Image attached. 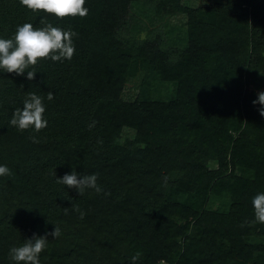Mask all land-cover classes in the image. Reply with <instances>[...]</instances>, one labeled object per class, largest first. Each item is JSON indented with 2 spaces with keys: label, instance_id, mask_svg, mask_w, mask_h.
Returning <instances> with one entry per match:
<instances>
[{
  "label": "trees",
  "instance_id": "16d2710c",
  "mask_svg": "<svg viewBox=\"0 0 264 264\" xmlns=\"http://www.w3.org/2000/svg\"><path fill=\"white\" fill-rule=\"evenodd\" d=\"M181 1L86 0L85 18L61 19L0 0V39L41 19L77 33L71 60H40L31 81L0 69V165L11 170L0 177V264L54 227L40 264H133L137 252L135 264H264L252 207L264 193V117L247 89L248 67H264V0H202L213 23ZM29 93L45 105L40 132L9 124ZM131 132L130 146L117 141ZM72 171L96 174L103 191L56 183Z\"/></svg>",
  "mask_w": 264,
  "mask_h": 264
},
{
  "label": "clouds",
  "instance_id": "9594fccd",
  "mask_svg": "<svg viewBox=\"0 0 264 264\" xmlns=\"http://www.w3.org/2000/svg\"><path fill=\"white\" fill-rule=\"evenodd\" d=\"M86 0H20V4L33 12H44L52 14L56 18H85L88 15ZM42 27H34L31 23L18 26L15 35L10 39H0V69L7 73H15L21 76L27 70L29 81L35 78V66L42 59H49L53 62L71 60L75 53L73 37L77 33L54 27L46 20H40ZM32 70H28L29 68ZM54 95L51 91L47 93V100L52 101ZM253 104L261 106L260 115L264 117V92L258 93L257 100ZM45 105L43 98L35 93H29L23 102V108H17L13 112L9 121L10 126L16 127L19 131H26L32 128L36 132L47 127V120L44 119ZM95 126V121L89 125V130ZM33 142H38L33 137ZM11 175V170L7 166L0 165V177ZM54 171V176H55ZM97 175L79 176L75 171L65 174L62 178L56 179V183L63 184L68 188H74L79 195H83L86 189H93L100 194L103 189L97 184ZM110 195V193H105ZM252 207L256 222L264 223V193L257 194L252 200ZM73 210L80 213V219L86 215L79 207L73 205ZM67 214L68 209H64ZM61 231L54 227V231L46 233L45 236L25 240L19 247L10 249L9 255L15 264H40V254L46 249L48 244L47 236L53 239L58 238ZM141 256L137 252L132 258L133 264ZM164 264V262H161Z\"/></svg>",
  "mask_w": 264,
  "mask_h": 264
},
{
  "label": "rangeland",
  "instance_id": "374dc122",
  "mask_svg": "<svg viewBox=\"0 0 264 264\" xmlns=\"http://www.w3.org/2000/svg\"><path fill=\"white\" fill-rule=\"evenodd\" d=\"M202 0H182L181 4L185 5L187 7H190L191 11L190 13V19H195L198 21H202V22H207V23H213L216 21L217 16L209 11L204 10L203 8L200 7V5H202ZM143 11L146 12L147 14V7H143L142 8ZM133 12V11H132ZM132 17H133V13H132ZM177 17H180L177 16ZM171 18V17H170ZM172 19V18H171ZM175 20V18H173ZM142 32L141 35L142 37L147 36V33L149 32V30L152 28L151 26H149V21L148 19L143 16L142 17ZM236 28L232 27L230 30V37L231 38H235L236 36ZM248 74L249 77L252 79H255V82L253 84H249L247 85V89L249 91V94L255 97H258V93L260 92H264V67L256 65V64H251L248 67ZM142 75V72L139 73V76ZM124 96L127 97L128 94L131 93V89L130 86H128L127 89L124 90ZM173 97H175V93L172 94ZM129 97V95H128ZM224 98L226 100H229L231 102H238L239 98H240V91L235 89V88H231V87H227L224 93ZM133 132H131V135H123L121 134L119 136V138H117V141L123 145V146H130V143L133 140ZM179 246L178 243H174L170 246V248L167 251V256L171 259V260H176L179 254ZM164 264H169L165 261H163ZM158 264H161L158 263Z\"/></svg>",
  "mask_w": 264,
  "mask_h": 264
}]
</instances>
